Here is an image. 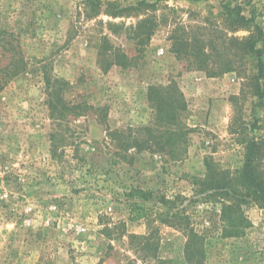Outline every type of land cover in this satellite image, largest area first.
Wrapping results in <instances>:
<instances>
[{"label": "rangeland", "instance_id": "1", "mask_svg": "<svg viewBox=\"0 0 264 264\" xmlns=\"http://www.w3.org/2000/svg\"><path fill=\"white\" fill-rule=\"evenodd\" d=\"M86 1L0 0V30L19 39L27 62L0 93V264H191L186 233L161 222L169 211L163 198L184 208L204 237L202 264H264V208L245 207V234L223 238L221 204L195 185L208 156L225 170L242 167L244 149L231 131L237 122L264 136V106L246 84L257 59L232 72L213 59L215 75L187 70L171 40L175 32L200 33L223 50L231 37L264 30V0H149L153 8L118 17L91 12ZM238 6L250 21L234 30L227 8ZM143 19L155 26L141 48ZM105 41L128 56V67L109 66L113 50L99 55ZM46 76L65 82V117L51 113ZM171 82L187 103V155L179 162L135 149L119 155L124 139L109 132L127 136L153 124L149 89ZM80 104L92 109L76 115Z\"/></svg>", "mask_w": 264, "mask_h": 264}, {"label": "trees", "instance_id": "2", "mask_svg": "<svg viewBox=\"0 0 264 264\" xmlns=\"http://www.w3.org/2000/svg\"><path fill=\"white\" fill-rule=\"evenodd\" d=\"M91 12H103L112 17L126 16L138 13L139 10L153 8L149 0H143L138 6L123 7L120 3L111 0H87ZM228 21L234 30L244 29L250 19L242 14L238 6L227 8ZM150 19H143L138 23L140 33L137 37V45L141 48L151 39L154 34V26ZM173 52L177 59L184 64L187 70L206 71L207 74L215 75L209 66L213 59H219L222 63L220 72H232L237 69L245 58L254 56L257 59V74L247 78V86L252 95L258 100V106H264V30L257 28L250 37H231L226 42V48L219 50L215 42L206 40V36L200 33L175 32L171 36ZM209 46V47H208ZM111 52L112 62L109 64L128 67L131 60L126 54L118 49L109 48L107 42L100 51V56ZM9 55V62L5 66L0 65V93L17 76L26 70L27 62L19 39L5 30H0V59ZM108 66V67H109ZM106 67V70L108 69ZM46 90L49 97V108L53 115L62 117L67 115L68 105L61 98V85L65 82L59 79H50L46 76ZM148 99L154 108V122L137 130H129L126 134L121 132H109L112 138L117 136L124 139L118 145L119 155L128 156V152L135 149L137 152L152 151L166 155L170 160L179 162L188 153L187 135L192 130L184 125L181 116L187 110V103L183 93L173 82L168 86H153L149 89ZM90 106L77 105L73 107L76 115H81ZM96 111L103 112L104 109L97 108ZM100 113V114H101ZM102 121L105 115H102ZM244 122H237L235 131L237 141L244 149V160L241 168L231 171L220 168L210 156L206 157V176L196 180L199 194H205L213 202L221 204V222L223 238H239L245 234L248 228V220L245 215V207L255 204L264 208V136L257 137L254 130L247 132ZM246 127V128H245ZM150 193L139 191V197L148 199ZM161 203L166 205L169 211L165 212V218L161 219L163 224L181 229L187 236V256L191 264H202L201 252L205 244L203 236L199 235L191 226L190 218L186 210L176 206V201L170 202L165 198ZM141 209L142 218H148L149 214L144 205L133 204ZM162 215V214H161ZM141 239V236H133Z\"/></svg>", "mask_w": 264, "mask_h": 264}]
</instances>
